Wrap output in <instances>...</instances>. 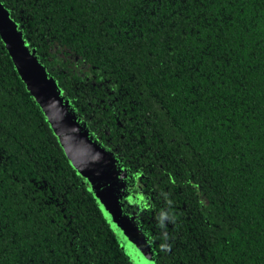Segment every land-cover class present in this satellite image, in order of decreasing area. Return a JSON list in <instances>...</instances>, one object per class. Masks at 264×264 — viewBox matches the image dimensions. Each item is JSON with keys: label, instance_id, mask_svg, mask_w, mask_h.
I'll use <instances>...</instances> for the list:
<instances>
[{"label": "trees", "instance_id": "16d2710c", "mask_svg": "<svg viewBox=\"0 0 264 264\" xmlns=\"http://www.w3.org/2000/svg\"><path fill=\"white\" fill-rule=\"evenodd\" d=\"M0 5L147 264H264V0ZM0 264H135L1 39Z\"/></svg>", "mask_w": 264, "mask_h": 264}, {"label": "water", "instance_id": "95a60500", "mask_svg": "<svg viewBox=\"0 0 264 264\" xmlns=\"http://www.w3.org/2000/svg\"><path fill=\"white\" fill-rule=\"evenodd\" d=\"M0 39L12 59L18 75L46 116L69 163L81 176L87 179L103 213L111 227L124 241L128 253L132 257H137L140 264H147L149 252L145 243L130 222L119 217L118 209L115 207L116 200L111 194L112 175L114 174L111 157L90 145L72 122L71 116L60 104L41 67L36 64L31 54L23 49L15 26L1 5ZM64 126L74 134L77 142L81 141L82 146L77 145V156L71 154L74 151L71 150V143Z\"/></svg>", "mask_w": 264, "mask_h": 264}, {"label": "rangeland", "instance_id": "374dc122", "mask_svg": "<svg viewBox=\"0 0 264 264\" xmlns=\"http://www.w3.org/2000/svg\"><path fill=\"white\" fill-rule=\"evenodd\" d=\"M64 129L66 130V134L67 136L69 137V141L71 143V150L74 151L72 152L71 154H75V156H77V145L78 146H82L81 144V141H78L76 140V137L74 136V134L66 128V126H64ZM96 186V185H95ZM135 258V264H140V260L137 258V257H134Z\"/></svg>", "mask_w": 264, "mask_h": 264}]
</instances>
